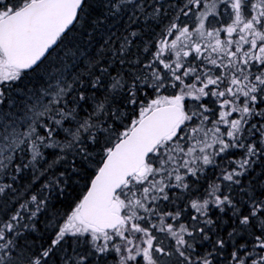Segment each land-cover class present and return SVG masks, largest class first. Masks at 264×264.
<instances>
[{"label":"snow or ice","instance_id":"1","mask_svg":"<svg viewBox=\"0 0 264 264\" xmlns=\"http://www.w3.org/2000/svg\"><path fill=\"white\" fill-rule=\"evenodd\" d=\"M0 264H264V0H0Z\"/></svg>","mask_w":264,"mask_h":264}]
</instances>
